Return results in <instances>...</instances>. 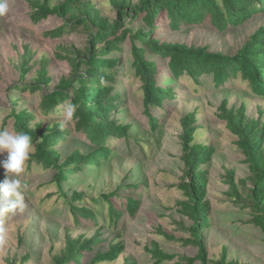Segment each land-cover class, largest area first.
<instances>
[{
    "label": "rangeland",
    "instance_id": "374dc122",
    "mask_svg": "<svg viewBox=\"0 0 264 264\" xmlns=\"http://www.w3.org/2000/svg\"><path fill=\"white\" fill-rule=\"evenodd\" d=\"M35 1L8 0L9 11L0 16V129L17 132L14 120L9 116L13 108L18 111L27 109L34 115L31 127L39 123L46 127L49 123L60 122L70 129L67 140L56 146L64 159L76 149H91L85 135L75 131L74 120L64 119L68 101L60 104L56 112L45 116L40 108L45 87L33 92L18 89L16 85L35 83L43 64L51 77L50 88L55 87L62 77H72V60L87 54L90 30L79 25L60 37L45 36L46 31L59 27L64 20L50 16L34 22L31 14L35 11ZM60 1L50 0L49 4L53 6ZM87 1L111 23L118 19L111 0L84 2ZM138 1L131 0V3L136 5ZM142 16L136 20L126 17L117 35L121 36L126 28L134 32L139 29L148 31ZM154 23L156 36L166 41L208 46L212 51L235 54L250 35L264 25V14L253 15L242 25L228 27L224 32L209 22L198 27L183 24L178 30H173L166 15L162 16L161 22L156 19ZM107 57L118 58L119 61L114 68V80H103L102 85H112L114 89L110 95L121 97L118 108L110 113V119L128 125L129 138H110L107 145L113 150L111 157L102 159L99 167L91 166L86 173H73L68 181L62 183L67 196L54 181V170L26 161L25 172L18 177L29 185L25 194L26 208L23 213L2 218L7 233L0 243V264H55V258L62 254L68 236L89 239L98 235L103 240L99 246L103 250L111 240L123 241L125 249L117 260L99 264H153L147 251L152 241L168 253L194 257L197 249L184 246L181 240L190 236L188 228L191 221L177 207V201L184 199L177 185L186 178L181 119L190 113H195L194 126L198 127L193 143L211 146L215 150L211 159L201 166L206 173L205 199L209 203V224L202 230L209 258L216 264L226 247L229 261L264 264V235L251 222L252 208L244 206L252 184L248 182L245 186L239 182L249 175L248 167L236 145L237 137L217 118L219 105L227 99L229 107H239L243 103L248 116L264 121V97L257 96L239 73L222 86L215 85L213 73L203 74L198 82L185 75L172 83L177 96L166 101L161 110L151 109L153 115L160 117L159 127L151 130L144 107L143 83L133 66L131 38H125L119 48ZM150 58L158 64V83L169 85L171 73L167 64L157 57ZM25 62L29 70L22 79V64ZM6 156L7 153L0 155V160ZM232 169L240 194L237 197L227 183L228 170ZM3 178L4 169L0 168V180ZM130 185L132 187H126ZM119 187L122 188L120 194L112 200L118 209H122V214L118 225L113 227L109 225L108 203L103 202L102 194ZM74 191L83 193V199L75 204L92 209L98 216L97 223L93 219H82L80 224L75 221L68 203ZM129 196L140 200L133 217L128 216L122 206L124 198ZM93 255L94 252L83 264H90ZM176 261L162 264H181Z\"/></svg>",
    "mask_w": 264,
    "mask_h": 264
},
{
    "label": "trees",
    "instance_id": "16d2710c",
    "mask_svg": "<svg viewBox=\"0 0 264 264\" xmlns=\"http://www.w3.org/2000/svg\"><path fill=\"white\" fill-rule=\"evenodd\" d=\"M49 1L34 2L32 20L40 22L50 16L63 19L62 25L44 33L51 38L60 37L70 29L85 25L90 30L87 54L78 55L73 59L74 75L62 77L53 88L49 87L51 77L44 64L35 83H19L16 88L35 92L44 86L40 108L45 116L56 112L59 105L65 101L76 105L74 129L85 135L91 149H76L62 159L56 146L59 142L67 140L70 129L63 127L60 122L49 123L46 127L39 123L31 127L30 122L34 115L27 109L18 111L13 108L9 116H12L17 132L23 131L32 137L35 150L28 160L29 164L36 162L54 170V181L65 196L67 193L63 192L62 183L68 181L73 173H86L91 166L99 167L102 159L108 160L111 157L113 150L107 145L110 138H129L130 127L110 119V113L119 106L120 95L111 96L110 93L114 89L112 85H102L103 80H114V68L119 61L118 58L107 56L117 50L119 44L127 37L131 38L133 66L143 83L144 107L151 130L159 127L160 118L153 115L151 109L161 110L166 101L174 99L177 95L172 83L185 75L198 82L203 74L213 73L215 85L222 86L239 73L250 83L257 96L264 97V25L250 35L235 54L212 51L208 46L169 42L154 33V22L156 19L161 22L164 15L168 17V25L173 30H178L183 24L198 27L209 22L218 31L224 32L228 27L242 25L253 15L264 14V0H139L136 5L132 4L131 0H111L118 14L114 23L102 17L89 1L62 0L53 6ZM141 16L149 27L148 31L139 29L134 32L126 28L121 36L117 35L126 17L136 20ZM150 56L159 58L169 67V85L158 83V64ZM26 64L27 62L22 64V79L29 70ZM228 104V100L223 99L217 109V118L237 137L236 145L242 151L243 162L249 171V175L239 182L245 186L248 182L252 184L244 206L252 208L251 222L264 235V121L248 116L243 103L239 107H229ZM195 121V113L181 119L182 160L186 168V178L177 185L184 194V199L177 201V207L179 212L191 221L188 228L190 236L183 237L182 244L196 248L197 254L187 257L168 253L156 241H152L151 245L147 246V251L152 256L153 264L175 259L181 264H213L202 231L209 224V203L205 199L206 173L201 170V166L211 159L215 150L211 146L193 143L194 132L198 128L194 126ZM5 123L6 119L3 126ZM234 172L233 169L228 170L227 183L237 197L240 194ZM121 189L119 187L108 194H102L103 202L108 203L109 225L113 227L118 225L122 209H118L112 199L118 197ZM82 199L83 193L74 191L68 201L75 221L80 224L82 219H93L97 223L98 216L92 209L75 204ZM139 205L140 200L133 196L125 197L122 203L130 217L136 214ZM66 239V246L62 254L55 258V264H83L92 252L94 255L90 264L113 262L125 249L123 241L116 240L109 241L106 250L100 249L103 240L99 239L98 235L89 239L83 236L76 239L68 236ZM216 264L239 263L228 260L227 249L224 247Z\"/></svg>",
    "mask_w": 264,
    "mask_h": 264
},
{
    "label": "clouds",
    "instance_id": "9594fccd",
    "mask_svg": "<svg viewBox=\"0 0 264 264\" xmlns=\"http://www.w3.org/2000/svg\"><path fill=\"white\" fill-rule=\"evenodd\" d=\"M8 11V0H0V16L6 15ZM75 113L76 105L68 102L64 119L71 121ZM34 150L32 137L28 133L0 129V155L7 153L6 158L0 160V168L4 169V178L0 180V243L4 241L7 233L2 218L23 213L26 208L25 194L29 185L22 183L18 177L25 172L26 161Z\"/></svg>",
    "mask_w": 264,
    "mask_h": 264
}]
</instances>
